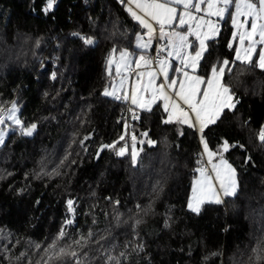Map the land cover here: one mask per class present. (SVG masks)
<instances>
[{"label": "trees", "instance_id": "trees-1", "mask_svg": "<svg viewBox=\"0 0 264 264\" xmlns=\"http://www.w3.org/2000/svg\"><path fill=\"white\" fill-rule=\"evenodd\" d=\"M47 2L0 0V108L15 101L23 124H36L33 135L14 129L0 147V264H44V249L61 228L67 236L60 246L93 233L86 247L72 244L82 264H106L108 256L120 264H264L258 259L264 249V69L256 66L258 55L252 64L235 61L226 69L223 82L238 103L200 133L163 123L168 115L161 101L147 111L103 95L114 83L111 50L136 52V35L143 32L126 3L54 0L45 11ZM231 37L225 22L207 42L199 75L224 59L234 61ZM129 108L139 117L132 131L135 165L132 140L118 122ZM201 135L235 168L238 191L197 214L187 205L196 169L205 165ZM125 144L129 153L116 155Z\"/></svg>", "mask_w": 264, "mask_h": 264}, {"label": "snow or ice", "instance_id": "snow-or-ice-1", "mask_svg": "<svg viewBox=\"0 0 264 264\" xmlns=\"http://www.w3.org/2000/svg\"><path fill=\"white\" fill-rule=\"evenodd\" d=\"M53 2L54 0H48L45 11L52 8ZM125 2L129 14L145 31L136 35L135 47L140 50L138 54L130 52L127 48L111 50L107 60L108 75H113L112 66L115 65V76L120 79L119 84L113 85L111 91L105 88V96L123 102L130 101L131 105L147 111H151L152 105L157 101H162L164 112L168 114L163 123L176 122L203 133L206 127L221 118L225 110H233L238 103L233 100L230 88L222 83L225 70L231 71L230 64L235 61L252 64L253 56L257 54V46H261L255 63L257 67L264 69V0H121V3ZM226 18L230 19L234 29L233 41L237 38L239 40V47L235 48V59L231 62L224 59L222 63L212 65L210 75H199L197 71L207 50V41L219 33L220 21ZM82 39L85 44L94 43L91 38ZM154 41L158 42L159 46L156 48V55L152 57L148 55V50ZM228 47L232 49L233 44L229 43ZM117 52L118 60L115 59ZM173 60L178 61V66H173ZM133 72L136 77L135 85L125 90V84ZM171 72L177 75L173 77ZM145 95L148 96L147 99ZM129 111L133 113V119L139 118L133 108H129ZM18 112L15 101L11 102L10 108H0V126L10 121L19 128L22 135L31 136L36 124L25 126L19 119ZM5 135L6 133L0 130V144H3ZM142 135L146 137L148 134L145 132ZM259 139L264 143V131L259 134ZM120 140H124V136H121ZM131 140V160L135 165L139 155L136 148L137 137L133 134ZM147 142L155 143L151 140ZM140 143L143 144L144 141ZM201 143L214 175L205 168L196 169L200 177L193 181L187 206L197 214L206 200L220 204L221 195L234 196L238 190L235 168L221 153L209 149L203 135ZM114 147L115 144L102 145L100 151ZM222 148L224 152L228 151L227 141ZM127 150L128 145L125 144L116 155L124 156ZM217 155H220L219 162L214 163L213 158ZM68 208L70 212L73 211L72 200L68 201ZM72 223L71 219L66 221L67 225ZM66 236L67 232L61 228L44 249L48 254L44 264H49L53 259L58 264H64L65 259L73 260L74 264H82L72 244L86 247L93 233L88 232L86 236L81 235L79 239L73 240L72 244L60 246V241ZM96 243H99V240ZM36 247L39 249L40 245ZM261 253L258 259H264V249H261ZM124 255L120 253V256ZM111 261L120 264L119 258L108 256L106 264Z\"/></svg>", "mask_w": 264, "mask_h": 264}, {"label": "rangeland", "instance_id": "rangeland-1", "mask_svg": "<svg viewBox=\"0 0 264 264\" xmlns=\"http://www.w3.org/2000/svg\"><path fill=\"white\" fill-rule=\"evenodd\" d=\"M48 3V2H47ZM54 4H55V2H53V6H52V8L51 9H48V11L49 10H52L53 9V7H54ZM133 7H134V5H133ZM46 8H47V5H46ZM45 8V9H46ZM225 22H228L230 25H231V21H230V19H228V18H226L224 21H220V30H221V27H222V25H223V23H225ZM232 26V25H231ZM143 30V29H142ZM144 31V30H143ZM234 31V29H233V27H232V32ZM220 32V31H219ZM142 33V32H141ZM140 34V33H139ZM219 35V33L214 37V38H216L217 36ZM213 38V39H214ZM146 39V38H145ZM190 39H192V38H190ZM211 40V39H210ZM135 42H136V38H135ZM208 42V41H207ZM154 43H155V41H154ZM153 43V45H152V47L148 50V55H149V53L152 51V55H153V47L155 46V44ZM230 43H232L233 44V46H235V48L236 47H239V40H238V38H237V40H235V41H233V39H232V37H231V42ZM247 43V42H246ZM260 47L261 46H257V54H254V56H253V58H255V56L256 55H258V52H259V50H260ZM152 49V50H151ZM234 59H235V53H234ZM172 63H173V66H178V61H175V60H173L172 61ZM222 63V62H221ZM177 64V65H176ZM199 69V68H198ZM226 71V70H225ZM211 72V71H210ZM172 73V72H171ZM170 73V74H171ZM197 74H198V71H197ZM209 75H210V73H209ZM223 77H224V75H223ZM222 83L224 84V82H223V79H222ZM114 85V84H113ZM232 94V93H231ZM233 96V95H232ZM233 99H234V96H233ZM18 106V105H17ZM10 107H11V105H10ZM9 107V108H10ZM19 108V107H18ZM18 117H19V119L21 120V118H20V108H19V112H18ZM18 127L17 126H15V125H12L11 124V122L9 121V122H7V124L6 125H4V126H2V127H0V130H2V131H4L5 133H6V135H5V138H4V142H5V140L7 139V137H8V135L14 130V129H17ZM197 130V129H196ZM198 131V130H197ZM34 133V132H33ZM33 135V134H32ZM205 140V139H204ZM4 142H3V144H4ZM3 144H0V147L3 145ZM202 144V143H201ZM209 147V146H208ZM137 148V147H136ZM202 149H203V144H202ZM210 149V148H209ZM211 150V149H210ZM138 151V150H137ZM212 151V150H211ZM127 153H129V151H126V154ZM222 155H223V158L225 159V160H227L226 158H225V156H224V154H223V152L221 153ZM203 157H204V160H206V163H205V165L204 166H200L199 168H205V166H207L206 164H209L208 163V156H207V154L204 152V149H203ZM219 159H220V155H217L216 157H214L213 158V162L214 163H218L219 162ZM228 161V160H227ZM229 163V162H228ZM230 164V163H229ZM210 165V164H209ZM210 167H211V165H210ZM233 167V166H232ZM234 168V167H233ZM210 174H212V175H214V173H211V170L210 169H208L207 170ZM199 177H200V173L199 172H197V175H196V177L194 178V180H196V179H199ZM193 180V181H194ZM236 180H237V174H236ZM237 183H238V180H237ZM192 185H193V182H192ZM217 187H218V185H217ZM238 191V190H237ZM191 194H192V188H191V193H190V196H191ZM227 197H232V196H223V195H221V199H222V202H223V200H224V198H227ZM190 198V197H189ZM189 201V200H188ZM206 203H215V202H213V201H210V200H206L205 201V203H203L202 205H201V210H202V207H203V205L204 204H206ZM188 210H189V208H188ZM200 210V211H201ZM192 212V211H191ZM194 213V212H193Z\"/></svg>", "mask_w": 264, "mask_h": 264}, {"label": "crops", "instance_id": "crops-1", "mask_svg": "<svg viewBox=\"0 0 264 264\" xmlns=\"http://www.w3.org/2000/svg\"><path fill=\"white\" fill-rule=\"evenodd\" d=\"M145 31V30H144ZM146 38V37H145ZM156 43H158V42H155L154 44H156ZM136 48V47H135ZM136 52H134V53H136V54H138L139 52H140V50L139 49H137L136 48ZM152 50V49H151ZM149 56H152L153 57V55H152V51L149 53ZM118 58H119V55H115V59H117L118 60ZM177 65V64H176ZM175 67V66H174ZM112 71L115 73V65H113L112 66ZM171 76H173V77H175L177 74L176 73H174V72H172L171 74H170ZM182 78V77H181ZM119 79H120V77H117V76H115L114 77V85H118L119 84ZM146 79V78H145ZM135 80H136V77H135V73L133 72V74L132 75H130V77H129V80L126 82V84H125V90H127V89H129L131 86H134L135 85ZM158 83H159V81H158ZM111 90H112V88H111ZM110 90V91H111ZM148 98V96L147 95H145V99H147ZM234 100V99H233ZM235 101V100H234ZM158 102V101H157ZM162 102V101H161ZM128 103H129V105L131 106V107H133V108H135V109H138V110H142V109H140V108H137L136 106H134V105H131V102L130 101H128ZM163 103V102H162ZM168 115V114H167ZM168 118V117H167ZM205 163H206V160H205ZM208 167H209V169L211 170V167H210V165L209 164H206Z\"/></svg>", "mask_w": 264, "mask_h": 264}, {"label": "built area", "instance_id": "built-area-1", "mask_svg": "<svg viewBox=\"0 0 264 264\" xmlns=\"http://www.w3.org/2000/svg\"><path fill=\"white\" fill-rule=\"evenodd\" d=\"M158 46H159V44L156 43L155 46L153 47V57L156 55V48ZM1 108L7 109L6 107H1ZM135 113L137 114L136 111H135ZM135 120H137V119H133V113L132 112H130L125 118L118 120L119 123H121V122H124L125 123V133H127V136H128V138H129L130 141H131V137L133 135V132L132 131H133V128H134V122H135ZM126 125H127V127H126ZM205 169L208 170L209 167L208 166H205Z\"/></svg>", "mask_w": 264, "mask_h": 264}]
</instances>
